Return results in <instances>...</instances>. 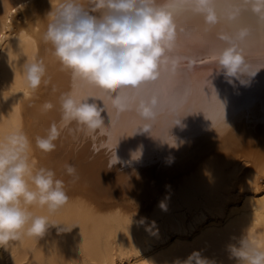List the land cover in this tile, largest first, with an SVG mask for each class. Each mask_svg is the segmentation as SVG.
<instances>
[{"label":"bare ground","instance_id":"6f19581e","mask_svg":"<svg viewBox=\"0 0 264 264\" xmlns=\"http://www.w3.org/2000/svg\"><path fill=\"white\" fill-rule=\"evenodd\" d=\"M58 2L0 0V137L25 133L32 144L30 163L52 169L65 182L67 204L55 213L46 207L30 210L69 231L50 228L41 239L25 234L0 248V264H172L193 250L216 264H237L227 245L246 233L264 244V26L249 13L238 22L253 25L242 47L260 67L247 87L235 80V87L228 84L214 61L200 62L209 46L195 37L213 42L215 51L218 28L206 35L179 34L173 54L194 56L195 66L182 59L176 75L164 73L155 88L142 85L139 98L156 90L159 104L165 90L189 95L181 106L160 114L150 132H137L145 130L135 111L139 98L133 104L132 93L122 91L131 88L109 97L61 70L44 40ZM176 19L179 26H202L200 17L186 11ZM34 59L44 61L50 82L33 92L23 66ZM74 89L105 108V129L92 137L80 134L74 140L69 128L75 123L62 125L59 97L63 92L74 96ZM117 95L130 111L117 113L112 104ZM46 102L54 108L45 111ZM174 115L182 116L183 127H171ZM53 122L62 127L61 136L56 149L44 153L35 138L46 135ZM114 153L121 162L110 167ZM65 164L76 167L78 180L73 182ZM161 201L167 211L158 206ZM153 221L155 227L146 230Z\"/></svg>","mask_w":264,"mask_h":264},{"label":"clouds","instance_id":"9594fccd","mask_svg":"<svg viewBox=\"0 0 264 264\" xmlns=\"http://www.w3.org/2000/svg\"><path fill=\"white\" fill-rule=\"evenodd\" d=\"M180 11L200 17L202 26L199 29L179 26L176 15ZM50 13L52 18L44 40L51 46L61 70L71 80L95 87L109 97L119 89H138L156 81L162 73L176 75L182 59L194 67L197 62L194 56L181 58L173 54L181 33L193 37L197 31L206 35L218 28L215 36L220 45L213 53L214 62L218 74L222 73L233 87L234 80L241 86H249L260 70L245 57L242 47L253 32V25L238 22L244 13H249L256 25L264 26V0H59ZM226 25L235 26L229 29ZM23 75L33 92L50 82L42 59L24 64ZM158 98V91L153 90L137 100L135 111L145 129L137 132H150L158 118ZM53 108L51 102L43 104L45 111ZM59 111L64 127L75 123V129L69 128L74 140H79L80 134L92 137L105 129L101 115L105 108L89 103L88 97L77 98L63 92L59 97ZM181 117L174 115L171 127H183ZM61 132L62 127L53 122L46 135L35 138V146L44 153L53 152ZM31 150V141L20 130L0 137V248L7 249L25 234L41 239L50 228H56L57 232L69 231L30 210L33 206L46 207L49 213H55L69 201L65 182L56 178L52 169L35 168L30 163ZM139 155L137 152L134 157ZM120 162L114 153L110 167ZM65 169L73 182L79 179L74 165L65 164ZM158 206L167 211L165 201ZM154 227L153 221L146 230ZM227 251L237 264H264V244L247 233L237 244L227 245ZM148 264L154 262L148 261ZM172 264L216 262L193 250L187 258H177Z\"/></svg>","mask_w":264,"mask_h":264},{"label":"snow or ice","instance_id":"6c2138e0","mask_svg":"<svg viewBox=\"0 0 264 264\" xmlns=\"http://www.w3.org/2000/svg\"><path fill=\"white\" fill-rule=\"evenodd\" d=\"M195 38L197 40L205 41L208 44V46H209L208 54L205 57H203L200 62L203 63L205 60L214 61V55H213V53H214L213 49L215 47L214 43L206 40L205 38H203L201 36H196ZM261 57H262V61H264V49L261 50ZM262 67H264V63H262ZM164 75L165 74L162 73L160 78H163ZM160 78L158 80H156V81L151 82L152 86L154 88L159 86ZM122 91H124L126 93L127 92H131L132 93L130 99H131L132 103L134 104L135 101L139 98V95H140L142 89L141 88H138V89H124ZM73 94L77 98L81 97V94L76 89H74ZM89 94L90 95L92 94L91 91L89 92ZM188 95H189L188 92H182L181 94L176 95L175 92L169 93L167 90H165L161 94L160 103L157 106V114H158V116L160 114H162L166 109L168 111H172V110L176 109L177 107L181 106L182 104H184ZM128 98L129 97H125V99H128ZM112 104L117 109V113L118 114H121V113H123L125 111H130V109H131V105L121 103V97L119 95H117V96H115V98H113Z\"/></svg>","mask_w":264,"mask_h":264}]
</instances>
